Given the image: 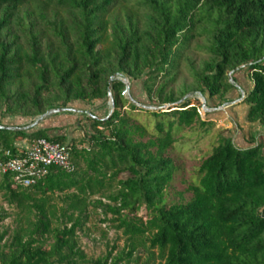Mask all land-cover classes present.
<instances>
[{
	"label": "trees",
	"instance_id": "obj_1",
	"mask_svg": "<svg viewBox=\"0 0 264 264\" xmlns=\"http://www.w3.org/2000/svg\"><path fill=\"white\" fill-rule=\"evenodd\" d=\"M37 1L42 3L37 14L42 32L15 17ZM132 1L142 15H127L121 22L108 17L117 0H0V109L5 116L34 120L75 103L104 105L110 87L115 103L109 118H88L94 133H87L82 143L53 137L52 128L0 129L1 160L19 156V140L44 138L67 145L76 166L74 173L51 169L27 188L11 175H0L5 201L34 215L11 242L2 245L0 236V264H108V258L88 260L77 231L89 197L122 174L128 177L118 180V191L108 197L116 206L95 204L119 216L126 234H148L150 248L158 250L164 264H264V142L242 148L222 138L202 162L193 199L167 209L166 189L177 168L165 155L175 130L201 122L199 107L187 100L174 110L149 112L124 98L122 81L110 84L116 75L142 81L147 97H156L161 105H174L192 91L224 103L236 90L227 72L244 67L252 82L244 91L247 119L264 125V0ZM50 7L56 9L52 19L46 13ZM14 23L28 34L25 40L12 33ZM46 34L52 42L45 43ZM196 36L204 37L201 48L209 60L200 70L191 68L194 88L177 95L168 89ZM123 107L158 120L147 142L138 140L147 136L146 128L130 123ZM168 118L174 120L165 122ZM60 194H66L67 208L61 212L67 223L54 227L57 209L51 198ZM142 206L150 213L146 223L122 216ZM50 238L54 242L46 250Z\"/></svg>",
	"mask_w": 264,
	"mask_h": 264
},
{
	"label": "rangeland",
	"instance_id": "obj_2",
	"mask_svg": "<svg viewBox=\"0 0 264 264\" xmlns=\"http://www.w3.org/2000/svg\"><path fill=\"white\" fill-rule=\"evenodd\" d=\"M117 2L116 7L112 8L108 15L111 20L118 19L121 22H125L127 15L134 17L142 15V12H137L133 9L132 0H117ZM41 4L39 1L29 4L20 9L15 17L23 19L29 27L34 23L36 25L34 30L42 32L43 29L37 20L38 9L42 7ZM55 11L56 9L53 7L46 10L49 19H52ZM65 12L61 11L60 13L65 15ZM28 13H32V15ZM144 15L146 13H143ZM10 28L12 33L21 40H25L28 37V34H24L19 25L14 23ZM44 41L45 43L53 41L50 34L45 35ZM205 43L204 37L196 36L186 51L184 60L180 63L177 79L171 84L169 91L172 90L178 95L185 88H194L190 70L192 67L197 70L202 69L209 60V55L201 48ZM227 76L228 78L232 76L237 81L233 83L236 90L230 91L227 95L228 101L224 103H221L218 99H208V97H206L207 99L204 98V100L198 91L190 93L195 94L193 97L188 98V100H191L190 106L196 105L199 107L201 122H195L191 127L174 131V143L165 155L173 160L177 168L173 182L166 189L165 206L167 209L173 205L187 204L193 199L191 189L199 184V170L202 162L211 155L222 138L233 139L235 144L242 148L264 142V125L250 123L247 119L249 107L244 104L245 97L242 91H248L252 86L248 71L245 68L235 72L228 71ZM157 82L161 83L162 79H158ZM129 84V93L123 95L124 98L129 101L132 100L138 105L151 108L152 110H148L149 112L162 113L169 111L173 107H178V105H161L156 97L149 99L145 94L142 81L130 82ZM203 101L206 102L207 108L212 110L211 112H206L203 109ZM233 102L237 103L231 105ZM223 106L225 107L222 108ZM68 108L85 113L52 115L50 117L55 116L54 118H62L64 120L69 117L70 120L68 122H42L33 130L36 131L39 128L51 126L52 130L49 132L51 136H66L68 141L82 143L87 133H94L91 127L92 123L88 120V114L102 118L112 112L109 101L104 105L99 103L93 106L75 103ZM122 112L129 117L130 123L146 128L147 136L141 139L138 138V140L147 142L150 139V134L154 133L158 120H155L156 118L145 112L136 111L130 113L127 107H123ZM37 118L34 120L12 119L5 116L2 109H0V125L3 126L24 128L30 126ZM173 120V118H168L165 122ZM202 123H205V125H202ZM55 128L62 129L55 130ZM22 141L19 140L18 145H21ZM80 166L85 169L83 163ZM127 177L128 174L120 175L106 189L89 197L86 212L81 216L83 226L77 231L79 246L88 260L93 262L98 259L108 258V264H112L121 258L122 261L118 264H164L160 259L158 250L150 248L148 243L150 236L148 234L145 236L126 234L125 229L120 227L119 216L95 204L97 201H102L105 205L116 206L108 201V197L118 191V180ZM65 195L60 194L51 198V206L57 209L54 227H63L67 223V217L62 216L61 212L62 208H67ZM69 214H72V212ZM78 214L76 213L75 217ZM122 214V216H127L138 225L146 223L150 219V213L145 206H142L134 214L129 212H123ZM28 218L33 220L34 215L29 214L24 208L17 207V205H9L5 201L3 193H0V236H4L2 245L11 242L16 231L27 227ZM53 242V239L50 238L44 248L48 250L49 245Z\"/></svg>",
	"mask_w": 264,
	"mask_h": 264
},
{
	"label": "built area",
	"instance_id": "obj_3",
	"mask_svg": "<svg viewBox=\"0 0 264 264\" xmlns=\"http://www.w3.org/2000/svg\"><path fill=\"white\" fill-rule=\"evenodd\" d=\"M19 156L0 159V175L13 176L16 184L30 187L46 178L51 169L74 173L76 166L67 145L48 141L44 138L27 141L19 149ZM6 156L10 153L6 152Z\"/></svg>",
	"mask_w": 264,
	"mask_h": 264
},
{
	"label": "water",
	"instance_id": "obj_4",
	"mask_svg": "<svg viewBox=\"0 0 264 264\" xmlns=\"http://www.w3.org/2000/svg\"><path fill=\"white\" fill-rule=\"evenodd\" d=\"M244 67H241L237 70H240ZM114 80H120L122 81L125 85H126V89L123 91V95H126L129 93V87H130V81L127 79V78H124L119 75H116L114 77H112V79L110 80V84L112 85L113 81ZM229 80H230V83H235L234 79L232 78V76H229ZM243 94H244V97H245V92L242 91ZM195 94H190L188 95L187 97L183 98L181 101H179L178 103L174 104V105H178L180 106L181 104L185 103L188 98L190 97H193ZM201 96L202 99H204V97L202 96V94L200 93L199 94ZM108 96H109V102H110V105L112 107V112H110L108 118L113 114L114 112V109H115V103H114V99H113V94H112V89L111 87L109 88V92H108ZM205 100V99H204ZM131 102H133L134 104H136L134 101L131 100ZM237 102H233L231 103L232 104H236ZM137 106H139L140 108L142 109H145V110H152L151 108H147V107H144V106H141V105H138L136 104ZM225 106H223L222 108H224ZM222 108H219V109H222ZM173 110L176 109V107H173L172 108ZM203 109L206 111V112H211L212 110L211 109H208L207 106H206V102L203 101ZM218 109V110H219ZM63 113H85L83 111H79V110H76V109H73V108H58V109H53V110H50L48 111L47 113L39 116L30 126H27V127H11V126H3V125H0V129L1 130H13V131H31L33 129H35L37 126H39L44 120H46L47 118H49L50 116L52 115H58V114H63ZM89 117H92V118H95L94 116L92 115H89Z\"/></svg>",
	"mask_w": 264,
	"mask_h": 264
},
{
	"label": "crops",
	"instance_id": "obj_5",
	"mask_svg": "<svg viewBox=\"0 0 264 264\" xmlns=\"http://www.w3.org/2000/svg\"><path fill=\"white\" fill-rule=\"evenodd\" d=\"M55 117V116H54ZM54 117H50V118H47L46 120H44L43 122H68L69 120H70V118L69 117H67V118H65V120L64 119H62V118H54ZM45 128H51V126H45ZM27 141L28 140H23L22 141V144L21 145H18V142L16 143V146H18V148L20 149V148H23V147H25L26 145H27Z\"/></svg>",
	"mask_w": 264,
	"mask_h": 264
}]
</instances>
